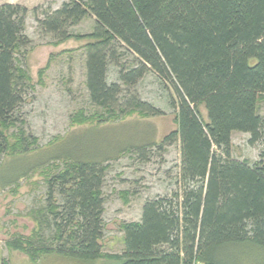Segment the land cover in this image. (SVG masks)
I'll list each match as a JSON object with an SVG mask.
<instances>
[{
  "label": "trees",
  "instance_id": "1",
  "mask_svg": "<svg viewBox=\"0 0 264 264\" xmlns=\"http://www.w3.org/2000/svg\"><path fill=\"white\" fill-rule=\"evenodd\" d=\"M33 12L41 31L58 43L90 41L86 85L92 104L108 114L98 115L99 122L135 113L161 116L140 97H124L125 87L149 73L174 89L176 130L164 142H180L181 167L177 189L147 200L140 222L123 225V254L105 255L104 163L110 158L56 151L28 158L30 170L49 160L70 161L50 182L48 214L37 221L57 229L56 246L18 238L8 247L34 262L57 254L117 264H264V117L258 106L264 96V0H69L42 17ZM28 14L21 5L0 6V161L36 144L19 126L32 80L18 65V55L31 46ZM89 17L95 18L93 33H70ZM121 50L137 58L136 66L123 67L119 81L110 83L109 68L120 65ZM89 120L95 119L79 115L74 122ZM12 129L19 131L14 143L7 136ZM235 132L261 147L258 163L232 158ZM17 162L9 164L20 174L24 164ZM54 189L60 205H53Z\"/></svg>",
  "mask_w": 264,
  "mask_h": 264
},
{
  "label": "rangeland",
  "instance_id": "2",
  "mask_svg": "<svg viewBox=\"0 0 264 264\" xmlns=\"http://www.w3.org/2000/svg\"><path fill=\"white\" fill-rule=\"evenodd\" d=\"M68 1L0 0V6L16 4L29 10L25 34L31 46L18 55V65L32 80L19 112L22 120L19 126L29 142L36 140L27 154H7L0 161V264H117L106 258L88 262L57 254L40 256L34 262L26 254L8 247L10 241L18 238L30 239L38 247L44 241L48 248L56 246L53 237L57 229L52 224L49 229L41 227L37 221L48 214L50 182L65 171L70 161L49 160L40 168L30 170L28 158L37 160L53 151L84 159L96 153L98 157L110 158L104 163L108 167L103 188L105 232L100 244L105 255L123 254V225L140 222L147 200L170 195L177 189L180 142L174 145L164 142L176 130L171 104L172 97L177 98L174 89L156 74L149 73L134 88L125 87L124 97H140L160 110L161 116L145 118L135 113L99 122L98 115L107 118L108 114L92 104L86 85V46L90 41L72 38L58 43L52 35L41 31L35 20L34 9L42 17L44 12L55 11ZM94 29L95 18L89 17L71 28L70 33L86 36ZM118 55L120 65L109 68L110 83L119 81L118 74L123 67L136 66L137 58L132 53L121 50ZM258 106L264 117V96H260ZM201 110L205 113L203 107ZM79 115L95 120L78 125L74 120ZM17 134L16 129L7 133L11 143L16 141ZM249 140V134L233 133L232 158L254 165L259 162L261 147L251 145ZM14 160L18 161L14 165L24 164L20 174V168L9 164ZM11 181L14 182L9 184ZM54 191L53 205H60L61 196L57 189Z\"/></svg>",
  "mask_w": 264,
  "mask_h": 264
}]
</instances>
